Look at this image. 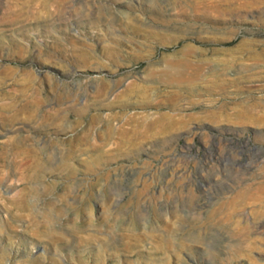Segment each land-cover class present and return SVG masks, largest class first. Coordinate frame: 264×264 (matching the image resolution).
Segmentation results:
<instances>
[{"label": "rangeland", "instance_id": "obj_1", "mask_svg": "<svg viewBox=\"0 0 264 264\" xmlns=\"http://www.w3.org/2000/svg\"><path fill=\"white\" fill-rule=\"evenodd\" d=\"M0 264H264V0H0Z\"/></svg>", "mask_w": 264, "mask_h": 264}]
</instances>
